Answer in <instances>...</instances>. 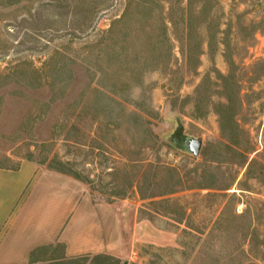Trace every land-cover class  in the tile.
<instances>
[{
    "label": "rangeland",
    "instance_id": "obj_1",
    "mask_svg": "<svg viewBox=\"0 0 264 264\" xmlns=\"http://www.w3.org/2000/svg\"><path fill=\"white\" fill-rule=\"evenodd\" d=\"M27 161L175 242L121 264H264V0H0V168Z\"/></svg>",
    "mask_w": 264,
    "mask_h": 264
},
{
    "label": "crops",
    "instance_id": "obj_2",
    "mask_svg": "<svg viewBox=\"0 0 264 264\" xmlns=\"http://www.w3.org/2000/svg\"><path fill=\"white\" fill-rule=\"evenodd\" d=\"M157 224L135 203L94 200L73 176L28 161L0 168V264H45L51 248L63 261L97 255L126 259L140 243L174 247L169 231ZM163 235L171 240L163 243Z\"/></svg>",
    "mask_w": 264,
    "mask_h": 264
},
{
    "label": "trees",
    "instance_id": "obj_3",
    "mask_svg": "<svg viewBox=\"0 0 264 264\" xmlns=\"http://www.w3.org/2000/svg\"><path fill=\"white\" fill-rule=\"evenodd\" d=\"M53 171L61 172L79 179L77 176H74L71 173L65 172L63 170L54 169ZM51 249H52V255H50L51 259L45 264H86L87 262H90V258H91V264H121V261L119 259L106 255H97L94 257H82L73 260L60 261L59 260L60 258H58L56 254H54L57 248H51ZM34 256L35 254H33V259L35 258ZM31 264H36V261H33Z\"/></svg>",
    "mask_w": 264,
    "mask_h": 264
},
{
    "label": "water",
    "instance_id": "obj_4",
    "mask_svg": "<svg viewBox=\"0 0 264 264\" xmlns=\"http://www.w3.org/2000/svg\"><path fill=\"white\" fill-rule=\"evenodd\" d=\"M175 137L177 138V146L179 149L184 150L185 152L192 154L193 156H198L202 149V140L187 137L181 134L179 130L176 132Z\"/></svg>",
    "mask_w": 264,
    "mask_h": 264
}]
</instances>
